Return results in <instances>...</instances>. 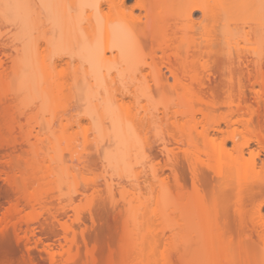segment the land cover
Wrapping results in <instances>:
<instances>
[{"label":"rangeland","instance_id":"1","mask_svg":"<svg viewBox=\"0 0 264 264\" xmlns=\"http://www.w3.org/2000/svg\"><path fill=\"white\" fill-rule=\"evenodd\" d=\"M81 17L84 10L70 0H0V191L9 194L7 200L0 201V216L11 201H19L22 209L8 223L1 220V239L16 249L13 257L19 264H110L111 258L113 264H120L123 233L138 229L128 240L144 241L155 264H211L230 245L226 235L209 227L202 216L182 218L175 214L177 225L162 214L163 204L171 203L174 197L171 179L170 192L161 182L169 176L165 157L160 154L161 141L169 139L165 130L184 139L201 177L219 174L232 190L264 180V166H251L250 152H256L257 146L251 143L240 156L244 137L238 125L232 132L219 124L210 131V141L204 140L199 134L208 122L200 111L211 109L193 96L177 98L165 85L160 91L151 87L150 96L129 98L120 94L118 84L98 83L91 74H84L88 65L81 60L80 51L87 34L83 30L86 19ZM97 20L92 18L91 23ZM235 20L247 30L248 19L238 16ZM116 44L112 39L104 47ZM238 44L241 49L253 47L243 38ZM235 47L233 43L212 44L206 52L227 53ZM148 50L143 47L138 54L146 57ZM203 57L194 65L196 72L208 90H220L227 77L225 66L217 65L208 72L202 67L207 59ZM233 67L234 75L240 73L235 61ZM163 74L171 83L164 69ZM190 86L197 87L193 83ZM248 100L253 103L249 95ZM227 111L219 107L211 113L218 116ZM163 113L171 117L174 126L166 122ZM260 113L252 118L253 128L264 129ZM179 158L186 178L185 191L180 194L193 200L183 154ZM259 160H264L262 153ZM7 173L16 186L5 182ZM23 175L29 178L27 187L23 186L40 201L34 209L22 199L23 180L19 177L25 178ZM202 190L209 196L208 187ZM231 195L218 202L229 205ZM77 213L82 216L81 223H76ZM245 220L251 226L257 216L248 211ZM262 220L264 225V210ZM61 222L79 232L76 252L75 246L67 252ZM47 244L55 253L54 259L44 251ZM207 244L215 247L214 252L205 249ZM231 245L235 251L248 249V255L236 256L233 264L244 260L264 264V234L250 239L234 234ZM94 246L92 262L88 254Z\"/></svg>","mask_w":264,"mask_h":264},{"label":"bare ground","instance_id":"2","mask_svg":"<svg viewBox=\"0 0 264 264\" xmlns=\"http://www.w3.org/2000/svg\"><path fill=\"white\" fill-rule=\"evenodd\" d=\"M70 1L73 5L79 6L80 10H84V18H81L86 19L83 30L87 34V39L80 51L81 60L88 65V69L83 70L84 74H91L98 83L118 84V87L121 86L120 94L129 98L150 96L151 87L160 91L166 85L172 96L177 98L187 94L193 96L199 103L211 111L213 110L212 113L219 107H226L227 113L218 116L212 114L211 111H200L203 118L207 120L208 127L203 128L199 135L204 140L210 141V131H214L219 124H224L232 129V132L237 131L235 125L241 126L244 143L239 147L240 156H242L244 148H247L251 143L255 144L258 150L250 152L251 166H264V160H259L261 153L264 157V129L260 126L252 127L254 115H259L262 112L264 116V0H220L217 2L214 0ZM238 16L248 19L245 22L247 30H242L243 26L239 27L238 19L235 20ZM92 18H98L95 24L91 23ZM241 38L253 47L239 48L238 42ZM112 39L116 40L117 44L113 47H104V44ZM231 43L236 47L227 53H223L221 50L216 53L206 52L212 47V44L219 46ZM143 47L149 49L146 57L138 54V51ZM6 54L3 53V55L9 56ZM204 55L207 59L203 62L202 67L206 71L209 72L212 67L217 65L225 66L227 77L221 87L219 86L220 90L219 88L218 90L215 88V90H208L194 68L198 60L204 59ZM210 59H212L211 65L208 64ZM234 61L236 67L240 69V73L237 75L233 73ZM1 64L0 59V69L2 68ZM163 69L168 73L171 83L168 78H164ZM192 83L196 84L195 89L190 86ZM220 95L224 96L226 100L221 101ZM248 95L253 103L248 100ZM163 117L168 124L175 125L167 113H163ZM165 132L169 139L161 141L160 154L165 157L164 168L169 171V176L163 178L161 182L163 187L165 186L169 190L168 180L171 179L172 188L170 190L174 197L171 203L163 204L164 218L175 221L177 218L175 214H178L179 217L184 215L185 217L189 215L202 216L210 225L209 227L217 228L221 236L226 235L230 245L226 249H222L211 264H221L225 261L228 264H233L236 256L239 257L241 254L243 257L247 256V248L239 251L232 248V235L238 236L239 234L247 239L252 238L253 235L258 238L263 236L264 180L253 181L249 185L242 184L232 190L231 185L222 182L219 174L212 173V177L210 175L201 177L196 163L188 156L184 139L171 134L168 130ZM224 145L223 142L221 147ZM179 154H183L186 163L195 197L193 200L183 199L180 194L185 191L186 178ZM257 159L260 163L257 162ZM19 178L20 181L23 180L20 182L21 188L23 187L22 191H24L22 199L28 207L34 209L40 205V201L26 190L28 184L26 182L29 178L27 176ZM5 180V182L8 181L7 184L11 183L14 186L15 182L9 178V175ZM2 181L4 182V179ZM206 187L209 188V196H205L202 190ZM230 192L233 194V199L229 205L218 202L227 194L232 196ZM8 198L7 192L0 191V201ZM12 202L6 211L4 209V213L0 216V223L1 220L4 224L6 221L8 223L14 214L16 215L22 210L19 207V201ZM63 209L60 207L62 212ZM248 211H252L257 216V222L251 226H248L245 220ZM77 214H75L76 223L80 222V218H82L79 216L80 214ZM53 218L56 220L55 214H53ZM175 222L177 223V221ZM59 228L67 252H70L74 246L75 252L79 250L76 238L79 232L66 222H61ZM82 230L80 234L84 237ZM137 231L138 229H135L123 233L120 250L118 249L121 254L120 264H155L156 260L149 252L151 249L148 251L147 248V250L144 248V246L146 247L144 241L135 243L128 240ZM83 239L85 240V238ZM86 239L89 240L87 236ZM5 241L0 237V264H19L16 262L17 260L14 261L13 257V254L14 256L16 254V249ZM46 247L44 251L49 254L50 258H53L54 251L52 252V248L48 247V244ZM206 248L213 252L215 250L212 244H207ZM90 251V253L87 251L89 254L86 253L91 256L92 262H94L95 246ZM111 260L110 264H113ZM241 264H247L246 260Z\"/></svg>","mask_w":264,"mask_h":264}]
</instances>
